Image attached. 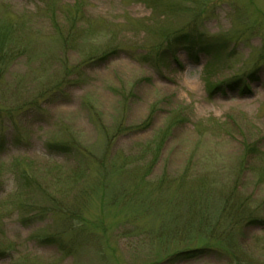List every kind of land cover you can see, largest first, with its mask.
<instances>
[{"label":"rangeland","instance_id":"1","mask_svg":"<svg viewBox=\"0 0 264 264\" xmlns=\"http://www.w3.org/2000/svg\"><path fill=\"white\" fill-rule=\"evenodd\" d=\"M2 27L0 264H264L221 215L264 218V0H0Z\"/></svg>","mask_w":264,"mask_h":264},{"label":"trees","instance_id":"2","mask_svg":"<svg viewBox=\"0 0 264 264\" xmlns=\"http://www.w3.org/2000/svg\"><path fill=\"white\" fill-rule=\"evenodd\" d=\"M6 30L7 28H4V27L0 29V82L3 79L5 72H7L9 63L12 61V59L22 53L20 46H9L11 43V38H10L11 32L10 31L6 32ZM181 39L183 40V42L188 44L189 47L187 49H190V46L193 47L194 45L198 44L196 43V38L192 37V34H189V35L185 34L182 36ZM172 44L173 43L169 41L167 43L166 50H168L171 46H173ZM114 51L116 50L114 49L113 52ZM105 56L106 55L101 56L100 58H104ZM90 62H92V60H89L86 64H89ZM47 149L53 152H59V153H64V154L75 153V154L80 155L78 147L76 146L75 143L73 145H70L67 143H51L49 145L47 144ZM28 174L29 172L27 170H22L20 173V177L23 180H27L26 176H28ZM82 174L83 173L76 171L74 176L71 177L70 181L74 180V178H76V180H79L77 178ZM182 180L184 181V178H182ZM228 200H229V197L226 198V202ZM221 215L223 216L224 219H226L229 222V226L231 228L238 227L242 224L240 222H243V225H242L243 229L247 228V226L250 227L252 225V226H257L260 230H264V218L254 217L253 214L247 213V209L244 208L243 206L235 205L230 208H226L225 206V208L221 210ZM187 221H188L187 223H184L182 225L179 224V221L174 222L173 225L175 227L174 229L177 234L180 235V233H182L183 228L189 231L192 225H191L190 220H187ZM172 232L173 230H170L168 233H166V235H169V234L172 235ZM44 241L48 242L49 239H45ZM212 250L213 249H210L208 247H198V248H194L191 250H184V251H181V252H178L172 255L168 259V262L169 264H188L192 261L200 260L206 257V254L208 255V253L214 251Z\"/></svg>","mask_w":264,"mask_h":264}]
</instances>
